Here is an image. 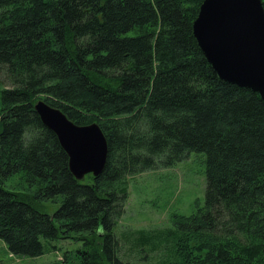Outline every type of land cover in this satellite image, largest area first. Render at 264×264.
Returning <instances> with one entry per match:
<instances>
[{"label": "trees", "instance_id": "1", "mask_svg": "<svg viewBox=\"0 0 264 264\" xmlns=\"http://www.w3.org/2000/svg\"><path fill=\"white\" fill-rule=\"evenodd\" d=\"M203 1L0 0V240L9 254L36 258L74 239L75 264H134L123 245L156 264H264V102L221 81L198 48L192 24ZM38 101L99 126L107 157L98 177L74 179ZM191 153L205 157L203 206L171 228L116 238L127 180ZM15 176L25 189L6 188ZM47 202L59 205L52 215Z\"/></svg>", "mask_w": 264, "mask_h": 264}, {"label": "water", "instance_id": "2", "mask_svg": "<svg viewBox=\"0 0 264 264\" xmlns=\"http://www.w3.org/2000/svg\"><path fill=\"white\" fill-rule=\"evenodd\" d=\"M193 37L217 77L259 95L264 102V10L261 0H204L192 24ZM34 111L68 157L76 181L98 177L107 143L95 123L77 126L58 109L36 102Z\"/></svg>", "mask_w": 264, "mask_h": 264}, {"label": "rangeland", "instance_id": "3", "mask_svg": "<svg viewBox=\"0 0 264 264\" xmlns=\"http://www.w3.org/2000/svg\"><path fill=\"white\" fill-rule=\"evenodd\" d=\"M6 188L20 190L26 186L20 184L18 176H15L7 181ZM205 189L203 154L191 153L171 167L147 171L129 178L124 213L114 228L116 238L120 239L121 235L131 232L171 228L174 216H189L203 206ZM58 206L47 202L44 203L43 211L52 215ZM42 243L48 245L44 240ZM51 245L56 250L29 258L9 254L0 240V264H75L74 256L82 246L74 239H58L51 242L49 246ZM128 252L126 245L121 246V258L131 260L134 264H156L157 258H145L142 255V259H138V255Z\"/></svg>", "mask_w": 264, "mask_h": 264}]
</instances>
